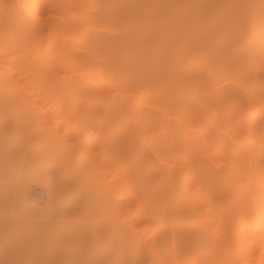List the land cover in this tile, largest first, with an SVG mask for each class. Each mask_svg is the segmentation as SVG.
Masks as SVG:
<instances>
[{
	"label": "bare ground",
	"instance_id": "obj_1",
	"mask_svg": "<svg viewBox=\"0 0 264 264\" xmlns=\"http://www.w3.org/2000/svg\"><path fill=\"white\" fill-rule=\"evenodd\" d=\"M89 1L91 0H0V110L14 109L11 124L28 123L33 128L35 135L40 139L32 138V144H59L61 147H57L56 153L60 159L68 161L67 165H64L65 169L74 171L78 176L91 177L94 184L99 179V187L97 183L95 186L102 190H99L102 192V195L100 192L99 195L106 199L102 202L106 203L105 208L107 212H111L112 217L105 223L106 226L102 225L101 230L96 225L89 227L88 221L84 224L86 220H82L80 226V220L69 222L68 219L60 217L65 211L71 214L73 209L81 207L75 199L68 204L59 203L56 211L48 214L50 198L45 202V206L36 207L34 203L27 202L25 192L20 186L14 187L10 194L7 187H2L0 201H9L11 205L13 203L15 208L24 212V217L25 214L46 217L41 219L43 223L39 225L37 220L40 219L36 216L34 219H37V224L34 226V219L28 217L33 220L31 223L27 222L31 225L22 223L21 219L19 221L22 226L17 222L21 228L18 224L13 225L15 222L12 217L10 221L13 224L7 217L8 222L0 218V224L3 222L9 227H14L12 232H16L14 233L18 236L17 243L20 248L26 246V249L17 248L20 249L17 250V255H13L14 251H7L9 255L6 253V256H11L14 261L18 254L21 256V253L29 248V244H32L30 248L35 246L34 254L37 255L36 258L33 256L34 259L27 256L28 260L31 259H25L27 264H31L32 259L35 261L38 256H44L42 253L46 252V260L41 258L46 262L43 264H64L71 262V258L63 249L65 243H72L70 246L73 248L72 245L77 240L83 242L92 239L106 246V249L97 254L91 264H264V168L261 164L264 159V131L263 136L258 137L262 141L260 150H252L256 140L255 129L259 120H264V95L244 94L242 101L231 106V114L236 117L233 125L235 129L224 134L236 143L235 147L229 149L225 147L227 142L221 144L214 136L213 132L217 130V126L213 125L208 137L209 147H219L212 154L214 158L206 156L207 161L216 168L220 165L215 163L216 159L226 162L227 165V169L217 177L215 171L204 165L201 159L191 161L193 170L189 173L180 172L179 166L174 163H167L165 157L184 158L174 150L178 142H182L187 134L193 132L189 125L180 119L177 121L173 118L176 124L178 123L176 126L171 123L172 118L169 123L167 114L174 110V104H178L179 99V103H184L181 105L183 111L197 119L207 108L205 104H225L227 97L235 98L232 89L214 88L205 97V102L200 101V104L196 101L199 103L196 110L193 109V104H188L184 98L175 100L174 96L165 101L170 105L164 111L144 103L159 102L158 96L144 97L129 92V85H133L132 89L138 85H154L159 91L170 95L176 91L180 93V83L189 81H194V84L203 87L204 91L208 90L214 77L200 82L204 76V68L197 65L183 69L178 67L174 53L179 40L188 38L191 34L197 36L199 46L204 49L209 47L214 53L215 59L223 67V76L224 72H231L242 66L244 61L230 53L233 45L257 41L261 36L264 40V0H102L100 18H117L116 20L124 23V27L113 38L101 34L102 31L113 33L112 30L94 28L92 35L95 38L81 47L75 32L82 17L74 18L73 10L87 5ZM148 8L153 10L147 12ZM128 14L130 15L126 16ZM212 29L220 30L223 37L215 48H211ZM214 45L215 43L212 46ZM196 46L194 44V48L199 47ZM100 48L104 49L102 56ZM186 53L189 52L185 51L183 54ZM98 66L100 69H97ZM101 72L112 74L100 75ZM259 77L264 78V73ZM95 80H99V83H95ZM85 97L89 99L86 98L85 102H82ZM105 99L106 102L101 104L104 108H100H103L104 112L109 110V114L106 116V124L101 127L102 133L105 134L108 128L124 126V133L118 132L123 137L119 156L137 159L152 156L158 164L168 169L166 173L162 172V169L150 167L142 170L140 176L137 170H132L127 176V181L123 182L120 177L122 173L117 169L110 175L109 171L94 165L93 162L85 164V160H88L87 154L92 152L94 146V137L86 135L85 126L81 129L70 126L63 129L62 138L57 136L59 128L67 124L70 118L83 120L93 115L99 108L96 106L97 102ZM39 100L47 103L38 104ZM155 110L163 115V120L168 121L165 124L168 128L162 124L159 127L158 119L153 116ZM60 111H63L65 119H57L49 125V121ZM125 117L134 123L131 124L133 127L123 123L122 119ZM144 122H147L146 126H143ZM3 123L4 121L0 123V135L4 130ZM149 128H153L152 132L156 129L162 132L161 137L152 145L146 138L148 130H151ZM74 132H78L80 137L72 139L74 142L68 144L64 136H70ZM244 135L245 138L241 140ZM117 137L104 140L99 148L105 150L109 146L112 147ZM142 142L143 146L140 144ZM8 147L16 149L21 155H27L23 149L19 150L24 147L20 143ZM144 147H148V154L143 153ZM79 154H82L80 159ZM119 156H113V160L118 162L121 159ZM239 159L241 165L238 163ZM149 172L162 174L164 182L159 188L141 184L136 176L137 174L141 179L142 175ZM40 174L47 176L50 173ZM42 175H35L34 178L39 182ZM105 175L109 176L107 181L103 180ZM19 177L23 180L26 174L24 176V173H21ZM253 182L256 184V191L249 189ZM44 188L50 193L49 185ZM123 189L128 190L124 192ZM210 189L227 191L238 197L234 202H222V206L236 205V208L223 212L211 227L202 225L198 219L201 214L209 213L215 208V200L205 194V191ZM116 192H119L118 195ZM88 198L84 196L80 200L83 202ZM139 200L149 205L143 213L138 214L136 211L131 217L130 208L136 206ZM174 212L182 213V217L188 220L174 217ZM53 216H59L57 220L61 218L55 227L53 224L49 225ZM25 218L23 222L26 221ZM24 224L27 226L23 227ZM8 225L5 227L8 228ZM17 227L20 228L17 229L18 233L15 230ZM43 238L48 240L49 244L45 248L40 245L38 248L43 250L40 252V249L38 254L37 246ZM1 239L0 247L3 244L8 250L16 248L10 247L14 244L12 242L10 245V241L5 245L6 237ZM6 248H0L2 251L5 249L2 254H5ZM2 254L1 259L6 257ZM34 254L30 253L29 257ZM2 260L0 262H3ZM18 260L20 261L19 258ZM40 260L38 259V264ZM12 261L8 263L16 262Z\"/></svg>",
	"mask_w": 264,
	"mask_h": 264
},
{
	"label": "rangeland",
	"instance_id": "obj_2",
	"mask_svg": "<svg viewBox=\"0 0 264 264\" xmlns=\"http://www.w3.org/2000/svg\"><path fill=\"white\" fill-rule=\"evenodd\" d=\"M101 1L102 0H91V1H89L90 3H88L87 5L81 6V8L78 7L79 9L73 10V13L75 14L74 18H76L77 16L82 17V21L78 23V26H77L76 32H75L76 40L80 42L79 46H81V47H83L87 43L91 42L95 38V36L92 35L94 28H103V29L112 30L113 33H106L105 31H102L101 34L103 36H108L109 38H111V37L113 38L114 36H116V34H118L119 30L120 29L122 30L124 27V23L116 20L117 18L116 19L115 18H108L106 20H103L100 18V3H101ZM146 6H142V7L147 8ZM151 10H153V9L149 10V8H148V11L147 10L146 11L149 12ZM129 15L130 14H128L126 16H129ZM210 33L212 34V37H213L211 44L213 45L215 43L214 47L211 45V48H215L217 43H220L223 37L220 34V30H217V29H212L210 31ZM262 34H264V32H262ZM262 38H263V36H261L260 40H257V41L242 42L241 44H238L235 46L233 45L230 49V53L234 56H237L239 58L244 59V61L242 63V66H238L237 68H235L231 72H224L225 74L223 76H221V73L223 72L222 71L223 67L220 65V63L217 61V59H215L214 53L211 51V49L209 47L205 48V49L203 47H200L199 43L196 41L197 36H195L194 34H191L188 38H184V39L181 38L179 40V43L177 44V47L179 49L177 48V50H175V53H174L175 57L174 56L173 57L178 60L177 65L181 69L190 68L191 65H197L199 67L204 68L203 69L204 76L200 82H202V80H205L207 78H211V76L214 77L213 83L211 84V87H209V89L206 91H204L205 89H203V87H200L199 85L194 84V81L180 83L181 84L180 93L179 92L177 93V91H176L175 93L170 94V95L159 91L154 85H148V86L147 85L146 86L138 85V86H135L134 89H132L133 85H129L130 89H129V86H127V88L129 89V92L139 94V95H142L144 97L148 96V95L158 96L159 102L144 101V103L147 105L153 106L156 109L162 110V111H164L165 108L168 109L169 105H170L169 103H166L165 101L170 99V98H174V96H175V100L179 97L184 98V100H186V102L188 104L189 103L193 104V109L196 110L199 107L198 106L199 103L201 104L200 101L205 102V100H204L205 97L209 93H211L214 88L220 87L222 90H229V89L233 90V92L235 94V98L227 97L225 99V100H227V102L225 104H214V105H211V104L206 105L205 104V106L207 108L202 111V114L197 119L193 118L191 116H188V114H186V112L183 111V109H182L183 106H181L183 102L179 103V99H177L178 104H174L176 106L174 108V110H170V112L168 111L169 114H167V117L169 118V123H170V118H172L173 121L171 123H173V125L176 126L178 123L176 124L175 119H177V121H178V119H180L185 124L189 125V127L193 130L192 133L187 134V137L182 142H180V143L178 142L179 144L177 143V147L174 150L177 155H181L184 158L173 159V158L165 157V159L168 160L167 163H174L176 166H179L178 170L180 172H183V173L191 172L193 169H192V165L190 163L192 160H195V159H201L204 162L203 163L204 165H207L208 167L210 166L209 168H211L213 171H215L217 177L221 174V172H223L224 170L227 169L226 162L221 161L220 159L215 160V163L220 164L218 168H216V167H214L208 163L206 156L210 155L212 157V154L214 153V151L217 150V147H219V145H217L216 147L215 146L209 147L210 142L208 140V137H209V134L212 132L213 125H216L217 130L213 133H214V136L217 137V140L218 141L220 140V143L223 142V144H226L225 142H227V144L229 146L227 145L225 147H227V148L229 147V149H231L232 147H235L236 143H233L231 141V139H229V137L224 134V132L228 134L229 132H232L235 129L234 128L235 126H233V125H235V118L236 117L231 114V112H232L231 106L237 102L242 101L244 98V94L250 95V94L259 93L261 95H264V78L259 77L260 74L264 73V40ZM194 42H196V43H194ZM194 44L199 46V47L196 46L197 48H194ZM190 45H191V48H190ZM199 48H201V49H199ZM173 51L174 50H172V53H173ZM185 51L186 52L188 51L189 53L183 54ZM99 52H100L101 56L104 55V49L103 48H100ZM179 56H180V58H179ZM207 60H209L210 62L209 61L206 62ZM97 69H100L99 66L97 67ZM106 74H109V76H111L112 73L111 72H101L100 73V75H106ZM100 77H103V76H100ZM108 82L111 83V80H109ZM229 82H232V83L230 84ZM95 83H99V80H95ZM177 95H179V96H177ZM95 96H91V97L94 98ZM98 96H99V94H98ZM88 97H85L82 100V102H85V99ZM185 97L186 98L188 97V98L185 99ZM94 99H96V98H94ZM94 99H92V100H94ZM106 100L107 99H105L104 101L101 100V102H99L97 100L98 104H96V106L99 108L93 115H91V116H89L83 120H80L79 118H70L67 124H63L59 128L57 136L59 138H62V132L65 129L69 128L70 126H73V127L75 126V128H77V129H81L83 126H85L86 127V129H85L86 135H88L89 137H94V139L92 140V143L94 144V146L92 148L93 150H92V152H89L87 154L88 160H85V164L89 165L91 162H93L94 165L100 166L105 171H109L110 175L114 173L113 172L114 169H117L122 173V175L120 177H122L121 179L123 182L125 180L127 181V176L131 173L132 170H137V172L139 173L140 176H141L142 170H144L146 168H150V167L162 169L163 170L162 172L166 173L168 171V169L166 167H164L163 165L158 164L156 162L155 158H152V156L141 157L140 159H137L134 157H123L122 158V156H119V153L121 151V147H120L121 143L120 142H122L123 137H121L120 133H118V132H120V131L123 132L122 129L124 126L115 127L113 129L108 128V130L105 132V134L102 133L101 127L106 124V120H107L106 116H108V114H109V110H108V112H104L103 111L104 105H101V104H103V102H106ZM188 100L191 102H189ZM94 101H96V100H94ZM180 101H182V100L180 99ZM196 101L199 103H197ZM42 102H44L45 104L47 103L43 100H39L37 103L40 104ZM102 106H103V108H100ZM194 106H195V108H194ZM191 107H192V105H191ZM105 111H106V109H105ZM13 113H14V109H10L7 111L0 110V123L2 121H4V123H3L4 130H3V132H1V135H0V190L2 187H7L8 193L10 194V191L13 190L14 187L16 188L17 186L18 187L20 186V189L25 192V198H26L27 202L34 203L33 205H35L36 207L45 206L44 205L45 202L50 198L48 214L54 213L56 211L59 203L68 204V203L72 202L73 199H75L80 204L81 207H79V209L78 208L73 209V211L74 210H76V211L75 212L72 211L73 213L71 212V214L70 213L67 214V212L65 211L63 213V215L62 214L60 215V217H62V219L66 218L65 220L68 219L67 221H69V220L79 221L80 220V226L83 223L82 220H86V221H84V224H87V221H88L89 227H92V225L93 226L96 225L99 230L103 229L102 225L104 224V226H106L105 223H107L108 220L110 219V217H112V216H110L111 212L110 213L107 212V210L105 208L106 203L103 204V202L106 201V199H103V197L101 196L102 190L100 188L98 189L95 186L97 183L98 187H99V183H98L99 179H98V182H96V180H97L96 179L95 180L96 183L94 184V179H92L91 177L78 176L74 171L65 169L64 165L68 161L65 159H60L59 154L56 153L57 147L58 148L61 147L59 144L55 143L52 146L47 145V144H39V145L38 144H32L31 143L32 138L39 140L40 137L35 135L33 128H31L28 123H21L20 125L19 124L18 125H12L11 124V118H12ZM171 115H173L174 117H169ZM153 116L155 117L156 120L158 119L157 120L158 122H160V123L157 122L159 127H161L160 124H162L164 127L168 126V125H165V124H167L168 121L163 120V115L161 116L159 111H157V110L153 111ZM173 118H175V119H173ZM57 119H65V115H64L63 111H60V113L58 115L53 116L52 120L49 121L48 124L52 125L53 121H56ZM164 119H166V118H164ZM122 120H123V123L125 122V124L127 126L133 127V125H131V124H134V123H132V121L128 117H125ZM260 120H259V125L255 129V131H257V133L254 135L256 140L254 141L253 146H252V150H254V151L260 150L261 144H262V141L258 137L263 136L262 132L264 131V120H262V119H260ZM145 124H147V122H144L143 126H146ZM154 128H156V127H154ZM126 129H127V127H126ZM130 129H128V130H130ZM149 129H151V128H149ZM152 129L150 131L148 130V132H147L148 135L146 136V138H148L149 144H151V145L154 142H156L162 135V132L160 130L156 129V130H153V132H152ZM114 136H118V137L116 138L114 145L113 144L111 145L112 147L109 146V148H106L105 150L99 148L100 145L103 144L104 140L105 141L109 140L111 137H114ZM64 137H65L64 139L66 140V142L68 144H70V143L74 142L72 139H74V138L77 139L80 137V135L78 134V132H74L70 136L68 135V136H64ZM243 138H245V135L241 138V140ZM239 141H240V139H239ZM143 142L140 143V144H142L141 146H143ZM14 143H17V145L19 143L24 145V147L19 148V150L23 149L25 152H27V155H21L18 153V151H16V149H13L12 147L11 148L8 147L9 145H12ZM170 147H172V146H170ZM8 150L11 152H8ZM143 153H147V154L149 153L148 147L143 148ZM262 154L264 155V151H262ZM81 155L82 154H79V159H80ZM113 156H115L116 158H118V156H119V158H121V159L118 160V162H115V160H113ZM212 158H214V157H212ZM75 159L77 160V155H76ZM238 163L241 165V159H239ZM261 164H262V167L264 168V159L261 160ZM42 172H43V174L46 172H49L50 174L45 176V175L40 174ZM21 173H24V176L26 174V177H23L24 178L23 180L20 179L22 177H19V176H21ZM18 174H19V176H18ZM35 175L36 176L42 175V178L39 182H38V180L36 181V179L34 178ZM22 176H23V174H22ZM136 176L140 180L141 184H143V185L145 184V185L152 187V188H155V187L159 188L161 186V183L164 182L162 174H156V173L149 172V173L142 175L141 179L137 174H136ZM96 178H98V177H96ZM32 179H33V181H32ZM34 179L36 182H34ZM108 179H109V176H107V175L103 176L104 181H107ZM15 180H16V183H15ZM17 182H19V183H17ZM35 184H37V185H35ZM47 185H49V187H50V193L47 192V190H45V188H44V186H47ZM94 186L97 189V191L94 189ZM255 186H256V184L253 182V184L249 186V189L256 191ZM130 189H132V188H130ZM99 190H101V191H99ZM127 190L128 189H123L122 191L127 192ZM129 191H131V190H129ZM99 192L101 195H99ZM116 193L118 195L119 192H116ZM205 194L207 196H209L211 199H214L216 205H215V208L211 212L206 213V214H201L200 218H198L202 225H205V226L208 225L211 227V226H213L214 221H216V219H218L217 217H220V215L223 212H228V211L236 208V205H233V206H222L221 205L222 202L225 200L230 201V202L236 201L238 199V197L236 195H234L233 193H230L227 191H220L218 189H215V190L210 189V190L205 191ZM84 196H88L89 198L86 199V201L82 202L80 199ZM102 200H104V201L102 202ZM8 202L9 201L6 202L4 200L0 201V218L2 220H6V217H7V220L9 222H11V224H13V222H15V224H13L15 226L18 224L17 222H19V224L21 222L27 223V222L33 221L32 219L37 218V217H38V219H40V221H38L37 219L36 220L38 223H40L39 225H41V223H43V220L41 221V219L46 218V217L40 218L41 216L39 217V215L38 216L35 215V217H34V215L30 216L31 214H25L26 215L25 217H27V218H25L23 215V213H24L23 211L18 210V208H15L13 206L12 202H11L12 205L9 204L10 202L9 203ZM148 205L149 204L148 203L146 204L143 200H139L136 203V206H133L130 208L129 215L132 217L136 211L138 214L143 213L144 209L146 207H148ZM76 213H77V215H76ZM174 213H176L175 214L176 216H174V217H176V218L179 217L182 220H188V219H186V217L185 218L182 217L183 216L182 213H180V212H174ZM11 217H12V219H14L13 222L10 221V220H12ZM28 217H30L32 219L30 220ZM54 217L55 216H53L52 219L49 221V225L53 224L52 226H54L56 223L58 224L59 220L61 219L60 218L57 220V217L59 218V216H56V218H54ZM23 218L26 219V221L24 220L25 222H23ZM16 219H18V221ZM21 219H22V221L20 222L19 220H21ZM36 220L34 219L33 226L35 224H37ZM177 220H179V219H177ZM0 222H1V220H0ZM154 223H156V222H154ZM154 223H151V224H154ZM3 224H5V223L2 222L0 224L1 225L0 230L3 231V232H0L1 233L0 239L2 238L1 240H4L6 237V240H4V241H6L5 245L7 244V242L10 241L9 242V243H11L10 245H12L14 243L10 247H14V248L16 247L15 248L16 250L15 249L11 250L9 248V250H11V251H9L7 249L8 247L6 248V246H4L2 244L1 247L6 248L7 250H6L5 254L4 253L2 254V252L5 251V249L3 251L0 249L1 250L0 256H1V254H2V256L3 255L6 256L7 251L9 253L10 252L13 253V251H14L13 255H15V253L17 255V250H20L23 248L26 249L25 248L26 246L25 247L21 246L22 248H20V246L17 243L18 236H17V234H15L16 233L15 231H14L15 233L12 232L13 231L12 229L14 227H9V225L6 223L8 225V228L11 229V230H9L8 228L5 227L7 225L5 224L4 226H2ZM75 224L78 225V223H76V222H75ZM20 225L22 226V224H20ZM20 225L18 227H20ZM28 225H31V224H28ZM25 226H27V225L24 224L23 227H25ZM80 226H79V228H80ZM3 227H5L6 229ZM18 227L15 228V230L21 228V227L20 228H18ZM79 228L76 227V230L79 231ZM18 231L19 230H17V233H18ZM7 234H8V236H6ZM11 235H12V237H11ZM87 241L84 240L82 242L81 240H77L72 245L73 248H71V246H70L72 243L70 245L68 243L67 244L65 243L63 245V249L67 252L69 258H71L72 263L71 262H65L64 264H66V263L67 264H91L92 259L94 257H96L97 254H100L102 251H104L106 249V246H102L100 243H98L95 240L87 239ZM1 242L2 241H0V243ZM28 242H29V240H28ZM84 242H86V244H84ZM48 244H49V241L43 238V239H41V243H39V245L37 244L38 245L37 248L40 245H41V248L42 247L45 248V247H47ZM25 245L28 246V244H25ZM30 245H32V244H29L28 249H30V252H28V249L25 250L27 252H25V251L24 252L21 251L22 253L19 252V253H21V256H23L22 257L23 259L21 258L20 254H18V257H16V259H13L14 261H12V259L10 258L11 256L9 257L8 256L9 253H7L8 254L7 256L9 258L7 259V256H6V257H3L2 258L3 260H2L0 257V261L1 260L3 261V262H0V264H3L4 262H5L4 264H7L8 261H10V260L12 262H15V260H16V262L14 264H19V263L24 264L27 261H31V259L28 260V258L34 259V257L37 254L36 255L34 254V252L36 253L35 246H33V248H30V247H32ZM17 248H20V249H17ZM40 249L38 248L37 253L39 252ZM46 249L44 252H46ZM42 250L43 249H41L40 252H42ZM12 253L10 255H12ZM23 253H27V254L33 253L34 255L29 257V254L24 255ZM46 253H44V254L42 253V255H44V256H40V258L38 256L37 259H35V261L32 259V263L33 262L35 263L37 260V263H35V264H38V262H39L38 259L40 260L42 257H44V258H45V256L47 257ZM27 256H28V258H27ZM5 258H6V260H5ZM18 258L20 259V261L18 260ZM44 258H42V259H44ZM73 258H75V259H73ZM42 259L40 260L41 262L39 264H43V262H45V260H46V258H45V260H42ZM68 260L70 261V259H68ZM28 264H30V262H28Z\"/></svg>",
	"mask_w": 264,
	"mask_h": 264
}]
</instances>
